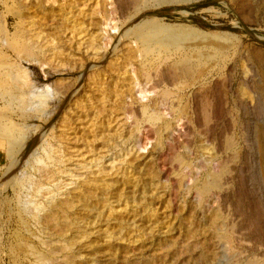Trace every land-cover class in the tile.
Wrapping results in <instances>:
<instances>
[{"label": "rangeland", "instance_id": "obj_1", "mask_svg": "<svg viewBox=\"0 0 264 264\" xmlns=\"http://www.w3.org/2000/svg\"><path fill=\"white\" fill-rule=\"evenodd\" d=\"M70 1H49L45 12L44 0H0V264H264V182L244 148L249 127L264 120L259 106L245 109L237 102L252 94L241 82L243 58L264 77V0H138L117 9L120 29H93L98 41L103 34L113 37L107 50L86 48L78 38L111 5ZM154 20L165 29L152 30ZM29 30L48 37L32 38ZM49 47L60 49L63 59L54 60ZM131 51L135 56L126 61ZM230 63L236 66L233 87H219L225 94L220 116L212 131L199 127L193 94L219 78L221 66V76L227 75ZM166 69L177 78L151 90ZM130 72L147 87L145 100L131 81L124 84ZM108 74L117 92L103 120L111 135L105 147L103 121H81L77 113L95 80ZM80 75V94L66 96ZM29 81L36 89L48 84L50 92L40 87L29 98ZM164 90L172 92L167 106ZM156 99L160 106H153ZM229 130L234 138L222 150L218 134ZM91 138L95 155L108 154L106 168L97 161L85 167ZM230 153L236 162L226 157Z\"/></svg>", "mask_w": 264, "mask_h": 264}, {"label": "bare ground", "instance_id": "obj_2", "mask_svg": "<svg viewBox=\"0 0 264 264\" xmlns=\"http://www.w3.org/2000/svg\"><path fill=\"white\" fill-rule=\"evenodd\" d=\"M43 1V0H42ZM49 1H54V3H55V1L56 0H44V5L43 6H45L44 7V10L43 11H45L46 9L45 8H47L46 6H47V4L46 3H48ZM70 1V0H69ZM102 1V0H101ZM71 2V1H70ZM106 2H107V5L109 6V5H111V9H109L108 11L107 10H105V15L103 14V16L104 17H102L100 20H97L96 21V24L94 23H91L92 24V26L93 27H85V29L82 31V30H80L79 32H80V37L78 38V39H80V40H82V39H84L83 41V43L82 44H87V46H86V48L87 47H89V48H93V49H98V50H100V49H103V50H107V48H108V45L111 43V40L113 39V37L112 36H110V35H107V34H103V36H102V40L100 39V41H98V39H96L97 38V36H96V38L94 37V34H93V29L94 28H101V27H103V25L104 26H111V30L113 29V31H115V30H117L118 28L120 29V27H118V24H117V22H114V16H115V13H116V11H117V9L119 8L120 10H125L126 11V9H128V8H130L131 6H133L134 4H136V3H138V0H106ZM73 3V2H72ZM71 3V4H72ZM103 4H104V2H103ZM30 5V4H29ZM54 5V4H53ZM53 5H52V7H53ZM56 5H57V2H56ZM73 5H75V3L73 4ZM79 5V4H78ZM67 6H69V5H67ZM80 6V5H79ZM22 7V6H21ZM51 7V6H50ZM64 7V6H63ZM78 6H76V8H77ZM134 7V6H133ZM67 8V7H66ZM72 8H73V6H72ZM78 8H81V7H78ZM78 8H77V10H78ZM63 9H65V7L63 8ZM73 9H75V8H73ZM118 9V10H119ZM52 10H53V8H52ZM55 10H58V8L56 9L55 8ZM61 10V9H60ZM71 10V9H70ZM80 10V9H79ZM119 10V11H120ZM73 11V10H72ZM45 12H47V10L45 11ZM50 12V11H49ZM56 12H58V11H56ZM76 12V11H75ZM85 12H87V9H86V11ZM44 13V12H43ZM50 13H52V12H50ZM74 13V12H73ZM84 13V12H83ZM92 12H90L89 13V15L91 14ZM125 13V12H124ZM55 14V13H54ZM66 14V13H65ZM85 15H86V13H84ZM93 14V13H92ZM42 15V14H41ZM56 15V14H55ZM64 15V14H63ZM71 15V14H70ZM74 15V14H73ZM78 15H82V14H78ZM88 15V14H87ZM88 15V16H89ZM96 15H98L97 13H96ZM47 16V15H46ZM52 16V15H51ZM51 16L49 17V19H50V21H52L51 19ZM72 16V15H71ZM76 16L77 15H75L74 17L76 18ZM87 16V17H88ZM58 17V16H57ZM61 17V16H60ZM98 17V16H97ZM41 18H42V16H41ZM69 18V17H68ZM77 18H79V16H77ZM73 20H74V18H72ZM81 19H82V17H81ZM84 19V18H83ZM116 19V18H115ZM48 20V19H47ZM54 20H55V18H54ZM78 20V19H77ZM85 20V19H84ZM83 20V21H84ZM93 20V19H92ZM130 20V19H129ZM49 21V20H48ZM56 21H58L57 19H56ZM66 21V20H65ZM64 21V22H65ZM78 21H80V20H78ZM94 21H95V19H94ZM150 21L152 22L153 21V19H151L150 18ZM58 22H60V21H58ZM67 22V21H66ZM71 22V21H70ZM76 22V21H75ZM85 22V21H84ZM87 22H89L90 23V21H87ZM86 22V23H87ZM124 22V21H123ZM150 22V23H151ZM154 22H155V20H154ZM36 23V22H35ZM35 23H31V24H35ZM52 23H54V22H52ZM68 23H69V21H68ZM72 23H74L73 21H72ZM77 23V22H76ZM55 24V23H54ZM53 24V25H54ZM59 24V23H58ZM80 24H82V23H80ZM80 24H79V26H80ZM121 24V23H120ZM36 25V24H35ZM39 25V24H38ZM48 25V24H47ZM66 24L64 23V25H62V23H61V25H57V26H65ZM68 25V24H67ZM72 25V24H71ZM70 24H69V26H71ZM84 24H82L81 26H83ZM89 25V24H88ZM95 25V26H94ZM150 25H152V30H155V31H160V29H165V28H163L162 27V25L160 26V24L159 25H157V23L155 22V23H151ZM148 26V27H151V26ZM37 26V25H36ZM50 26H52V25H50ZM49 26V27H50ZM57 26H55V27H57ZM97 26V27H96ZM34 27V26H33ZM48 27V26H47ZM48 27V28H49ZM78 27V26H77ZM31 28V27H30ZM36 28V27H35ZM39 28V27H38ZM73 28V27H72ZM75 28V27H74ZM83 28V27H82ZM34 29V28H33ZM50 29V28H49ZM102 29H105V27L104 28H102ZM109 29V30H110ZM170 29H171V27H170ZM35 30H37V29H35ZM35 30H32V31H30V33L32 34V38H33V35H34V37H35V34H36V38L37 39H43V40H45V39H47V37H45L46 35H48V34H45L44 33V31L43 30H41V31H37V32H33V31H35ZM73 30V29H72ZM78 30V29H77ZM48 31V30H47ZM50 31H51V29H50ZM49 31V32H50ZM58 31V30H57ZM64 31V30H63ZM60 32H62V31H60ZM67 31L65 30V32L64 33H66ZM72 32V31H71ZM78 32V31H77ZM53 33V32H52ZM63 33V34H64ZM70 33V32H69ZM74 33V32H73ZM72 33V34H73ZM81 33H82V35H81ZM106 33V32H105ZM112 33V32H111ZM60 34V33H59ZM62 34V35H63ZM71 34V33H70ZM75 34V33H74ZM200 34V33H199ZM226 34H230V33H226ZM61 35V36H62ZM66 35V34H65ZM65 35H64V37H62V38H65ZM76 35L78 36V34L76 33ZM76 35H74V36H76ZM112 35H113V33H112ZM116 35V34H115ZM114 35V36H115ZM202 35V34H201ZM59 36V35H58ZM68 36V35H67ZM60 37V36H59ZM58 37V38H59ZM99 37V36H98ZM107 38L105 41H104V43L102 44V42L101 41H103V39L104 38ZM204 38H206L207 40H208V38L206 37V36H203ZM28 38V37H27ZM69 38V37H68ZM71 38V37H70ZM74 38V37H73ZM223 38V37H222ZM49 39H50V37H49ZM54 39V38H53ZM75 39V38H74ZM115 39V38H114ZM201 39V38H200ZM212 39V38H211ZM33 40V39H32ZM61 40V39H60ZM79 40V41H80ZM137 41H138V39H136ZM199 40V39H198ZM49 41V40H48ZM48 41H46V45H47V42ZM51 41V40H50ZM69 41H72V40H69ZM37 42V41H36ZM58 42H60V41H58ZM62 42V41H61ZM73 42V41H72ZM72 42H70V47L71 48H75L74 50L76 51V52H74V50H72L71 52H73V53H78V51L80 50H77L78 49V47H76L74 44H72ZM138 42H140V41H138ZM159 42V41H158ZM34 44H36L35 42H33ZM49 43H51V42H49ZM43 44V43H42ZM64 44V43H63ZM136 44V43H135ZM37 46V45H36ZM45 46V45H44ZM30 47H32L33 48V46H30ZM35 47V46H34ZM46 48H47V46H45ZM52 47H54V46H52ZM56 47L57 46H55L54 48L56 49ZM37 48H38V46H37ZM39 48H41L40 47V45H39ZM50 48V47H49ZM54 48H50V50L48 49V52L47 53H51L52 54V58H54V60H56V59H63V56H60L61 54H59V50L56 52L55 50H54ZM34 49V48H33ZM33 49H31V50H33ZM41 49H44V48H41ZM53 49V50H52ZM64 49V48H63ZM62 50V49H61ZM83 50H84V48H83ZM132 50H133V48H132ZM34 51V50H33ZM257 51V50H256ZM259 51V50H258ZM39 52V51H38ZM44 52V51H43ZM63 52V51H62ZM81 52V51H80ZM260 52V51H259ZM258 52V53H259ZM64 53V52H63ZM245 53H246V51H245ZM138 54V53H137ZM247 54V53H246ZM257 54V53H256ZM37 55V54H36ZM252 55H254V54H252ZM72 56V55H71ZM133 56H135L134 55V52L133 51H131V52H128V54H127V58H126V61H129L128 59L130 58L131 59V57H132V59H133ZM140 56V55H139ZM46 57V56H45ZM48 57V56H47ZM50 57V56H49ZM73 57V56H72ZM93 57H95V56H93ZM247 57H248V55H247ZM260 57H261V55H260ZM36 58V57H35ZM89 58V57H88ZM87 58V59H88ZM264 57H262V59H263ZM23 59V58H22ZM27 59H29V58H27ZM70 59V57L68 56V55H66V56H64V60H69ZM244 59V60H243ZM242 60L243 61H245L244 63L246 64V65H244V67H243V72H242V79H241V82H242V85L243 86H245L246 88H248V89H250L251 90V92L250 93H252V94H247V95H249L247 98H240L237 94V96L239 97L238 99H237V102L239 103V104H241V107H242V105H243V107L245 108V109H247V108H249V107H251V104H256V106H259L260 108H261V116H262V119L264 120V77L263 76H261L260 75V73H259V70L257 69V67H256V65L254 64V62L252 61V60H250L249 58H243ZM254 59V58H253ZM256 59V58H255ZM82 60H85V62L84 63H87V60H86V56L85 57H83L82 58ZM258 60V59H257ZM44 61V60H43ZM49 61V60H48ZM259 61H261V59L259 60ZM28 62V61H27ZM72 62V61H71ZM131 62V61H130ZM133 62V61H132ZM264 62V61H263ZM42 63V62H41ZM44 63V62H43ZM42 63V64H43ZM69 63H70V60H69ZM72 64V63H71ZM260 65V64H259ZM225 66V65H224ZM261 66V65H260ZM123 68V65H121L120 66V69H122ZM235 68H236V66H235V64L234 63H230V65L228 66V68H227V75H224V76H221V75H223L222 73V71L224 70L223 69V66H221V68L219 69V71H217V75H219V78L217 77L215 80H213V82H211L212 84L211 85H208V86H206V87H203L202 89H204L202 92H195V94H193V97H192V102H193V108H192V112H193V114H194V120H195V123H197V125L200 127V126H204V127H206V128H209V130L210 131H212V127H213V122H215V119H218V117L220 116V113H221V106H222V104H223V102H224V100L225 99H223V98H225L224 96H225V94H223V93H221L220 91H219V87L220 86H225L228 90H231L232 89V87H233V77H232V73L234 72V70H235ZM261 68V67H260ZM223 69V70H222ZM216 70H218V69H216ZM261 70H263L262 68H261ZM121 71V70H120ZM131 71V70H130ZM242 71V70H241ZM128 72V71H127ZM138 72V71H137ZM176 72V71H175ZM133 73V72H132ZM145 73V72H144ZM143 73V74H144ZM171 73V74H170ZM48 74V73H47ZM124 74H126V71H125V73ZM134 74H135V72H134ZM82 75V74H81ZM79 76L77 79H76V83H77V86L76 87H73V88H67V90H66V96H70L71 97V95H73V96H75V97H77L79 94H80V91L79 90H77V88H78V86H79V84L82 82V76ZM133 75V74H132ZM131 75V72L128 74V75H125L124 76V79H123V82H124V84H127V83H129L130 81V84H132V90H134V89H136V92H138L139 93V98L140 99H144L145 100V98H147L149 95H148V90H147V87H142V85H141V83H138L137 82V80H136V78L134 77V76H132ZM138 75V74H137ZM175 76H176V74H174ZM173 73L170 71V69H166V70H164L162 73H161V75L159 76V79H158V81L157 82H154L153 83V85H152V87H151V90H155L156 88H157V86H159L161 83H164V82H170L171 84H172V82H174V80H175V78H173ZM98 76H100V74L98 75ZM149 76V75H148ZM151 77V76H150ZM155 78V77H154ZM176 78H177V76H176ZM24 79V78H23ZM26 79V78H25ZM28 79H29V77H28ZM148 79V78H147ZM172 79H174V80H172ZM32 81H33V79H32ZM28 82L29 83V85H30V83L32 84L29 88H28V90L26 91V93L24 94V95H27L29 98H30V94H31V92H34V91H38V89L40 88V87H43V89L45 90V91H47V92H50L49 91V85L48 84H43V86H41L40 85V87H38V89H36V85H37V83L34 81V82ZM96 81V86H94L95 88L92 90L93 92L92 93H89V97L85 100V99H83L82 100V108H84L82 111H81V113L80 114H78L77 113V119L78 120H81V121H84V120H86V118H90V117H94L95 116V120H104V119H106V118H108V117H110L111 116V112H110V110L108 109L109 108V106L111 105V101H112V99H113V96L115 95L114 94V92H115V87L112 85V83H110L109 82V74L107 75V77L106 78H102V79H100V80H95ZM151 81V80H150ZM18 82V81H17ZM19 83V82H18ZM27 83V84H28ZM129 84V85H130ZM29 85H27V87L29 86ZM92 86V85H91ZM123 86V85H122ZM66 87V86H65ZM119 87V86H118ZM31 88V89H30ZM120 88V87H119ZM118 88V89H119ZM150 89V88H149ZM30 90V91H29ZM249 90H247V93H249L248 92ZM117 92V91H116ZM115 92V93H116ZM22 93V92H21ZM64 93V92H63ZM226 93V92H225ZM23 94V93H22ZM161 94V93H160ZM21 95V94H20ZM23 95V96H24ZM45 96H47V97H50L51 96V94L50 93H45L44 94ZM119 95H123V92L122 93H120ZM172 95V92L170 91V90H164V93H163V96H162V104H167V100L166 99H168L170 96ZM235 95V96H236ZM183 96V95H182ZM31 97H32V95H31ZM51 98V97H50ZM159 98V99H160ZM138 99V98H137ZM159 99H156V103L154 102V105L153 106H155V105H157V103L159 104V106H160V104H161V102L159 101ZM93 101H95V102H98L99 103V109H93L94 108V102ZM51 103V102H50ZM173 103V102H172ZM237 103V104H238ZM184 105V104H183ZM147 106V105H146ZM167 106V105H166ZM165 106V107H166ZM157 107V106H156ZM98 108V107H97ZM143 108V107H142ZM158 108V107H157ZM163 108V107H162ZM161 108V109H162ZM253 108V107H252ZM129 109V108H128ZM149 109V107L147 106V107H145L144 108V110H143V112H147V110ZM153 109V108H152ZM134 110V109H133ZM132 110V108H130V111L131 112H134ZM223 110V109H222ZM129 111V112H130ZM137 111V110H136ZM139 111V110H138ZM162 111V110H161ZM248 111H249V109H248ZM259 111V112H260ZM79 112V111H78ZM141 112V111H140ZM129 114V113H128ZM131 114V113H130ZM129 114V115H130ZM180 114H182V113H180ZM131 115H133V114H131ZM183 115H185V114H183ZM135 116V115H134ZM189 117V116H188ZM178 120H181V119H178ZM191 120V119H190ZM168 123V122H167ZM95 125H96V122H95ZM102 128H105L104 129V146L105 147H109V144H108V142H110V138H109V136H111L110 135V133H107V131L109 130V125H107L104 121L102 122ZM73 126V125H72ZM71 126V127H72ZM250 126V125H249ZM217 127V126H216ZM69 128H70V126H69ZM203 128V127H202ZM6 129V128H5ZM177 129V128H176ZM219 129V128H218ZM71 130V129H70ZM174 129H170L169 130V133H170V135H173L174 134V131H173ZM98 131V130H97ZM156 131V130H155ZM179 131V130H178ZM181 131V130H180ZM202 131H203V129H202ZM66 132H67V130H66ZM151 131H150V129H147V134L148 133H150ZM191 132V131H190ZM198 132H199V130H198ZM209 132V131H208ZM227 132V131H226ZM232 132V131H231ZM231 132H230V130H229V132L228 133H230L231 134ZM247 132H248V135H246L247 137H245V141L247 142V145L244 147L245 149H248L249 151H250V153H249V155H248V158L249 159H251L253 162H255V161H257L258 162V166H259V170L261 171L260 173H262V174H260V173H258L259 174V177H260V179L264 182V125L262 124V126H257L256 124L255 125H253V127H249V129L247 130ZM97 133L98 132H95V134H94V136H96L97 135ZM156 133V132H155ZM213 133V132H212ZM84 134H86V135H88V133H84ZM146 134V135H147ZM215 134V133H214ZM224 134H226L225 133V130H224ZM226 135V136H223L222 134H218L219 135V137H221V139H220V143H221V145H222V150H224L225 149V146L228 144V143H226V141H228L229 139H231V138H234L233 137V132H232V134L231 135ZM113 136V135H112ZM211 136H213V134L211 135ZM144 137H145V135H144ZM218 137V136H217ZM83 138V137H82ZM95 139V138H94ZM97 140V139H96ZM86 142H89V141H86ZM96 141H92V138H91V141L88 143V144H86V151L88 152V153H90L89 154V156H90V160L89 161H86V164H85V167H87V168H91L93 165H94V162H96L97 161V165L99 164V166H103L104 168H106V166L104 165L105 164V162H106V158H107V155L108 154H106V153H100V154H97L96 153V155H95V152L97 151V146L94 144ZM230 143V142H229ZM146 144V143H145ZM231 144V146L230 147H232V143H230ZM246 144V143H245ZM172 145H173V143H172ZM234 145V144H233ZM248 146V147H247ZM173 147V146H172ZM177 147V146H176ZM189 147V146H188ZM247 147V148H246ZM104 148V147H103ZM80 150V149H79ZM226 150H227V148H226ZM61 152V151H60ZM243 152H245V151H241V153H243ZM240 153V152H239ZM78 154V153H77ZM238 154V153H237ZM244 154H247V153H244ZM180 155V154H179ZM52 157V156H51ZM178 157V156H177ZM226 157H228V159H231L233 162H236V161H234V154H232V156H231V153H230V155H228V156H226ZM242 156H240V158H241ZM29 158H30V156L28 157V158H26L23 162H28L29 161ZM212 158V157H211ZM225 158V157H224ZM213 159V158H212ZM226 160H227V162L226 163H229V162H231V161H229L228 162V159L227 158H225ZM238 159V158H237ZM98 160H99V162H98ZM226 160H224V161H226ZM250 160V161H251ZM176 161V160H175ZM181 161V160H180ZM223 161V162H224ZM239 161V160H238ZM219 162V161H218ZM163 163V162H162ZM96 164V163H95ZM223 163H221V165H222ZM233 164V163H232ZM237 164V163H236ZM217 165V164H216ZM234 165V164H233ZM214 166V165H213ZM212 166V167H213ZM223 166H224V164H223ZM215 167V166H214ZM232 167H234V166H232ZM236 167H238V166H236ZM257 167V166H256ZM185 168V167H184ZM195 168V167H194ZM215 169V168H214ZM237 170V169H236ZM63 171V170H62ZM214 171V170H213ZM217 172V171H216ZM219 172V171H218ZM197 174V173H196ZM193 176H194V174H193ZM222 176V175H221ZM210 177V176H209ZM225 177V176H224ZM219 178V177H218ZM217 178V179H218ZM184 179V178H183ZM196 179V178H195ZM221 180H222V178H221ZM244 181H245V179H244ZM225 182V181H224ZM185 183V182H184ZM223 184V183H222ZM190 185V184H189ZM224 186V185H223ZM222 186V187H223ZM206 189V188H205ZM210 189V188H209ZM213 190V189H212ZM189 191V190H188ZM204 192H206V191H204ZM202 193V192H201ZM213 193V192H212ZM198 194V197L200 196L199 195V193H197ZM196 194V195H197ZM203 194V193H202ZM215 194V193H214ZM201 197V196H200ZM205 199V198H204ZM214 199H215V197H214ZM239 200V199H238ZM214 201V200H213ZM201 202V201H200ZM220 202V201H219ZM243 204V203H242ZM253 205V204H252ZM70 207V206H69ZM253 219V218H252ZM255 224V223H254ZM258 225H260V224H258ZM257 226V225H256ZM236 228V227H235ZM231 230V229H230ZM264 230V229H263ZM233 231V230H232ZM256 232V231H255ZM240 237V236H239ZM236 239V238H235ZM260 246V245H259ZM242 251V250H241ZM234 253V252H233ZM239 254V253H238ZM237 256V255H236ZM239 256V255H238ZM239 261V259H236V261ZM241 260V259H240ZM236 261L234 262V263H236ZM237 261V262H238ZM229 263V262H228ZM258 263V262H257Z\"/></svg>", "mask_w": 264, "mask_h": 264}]
</instances>
